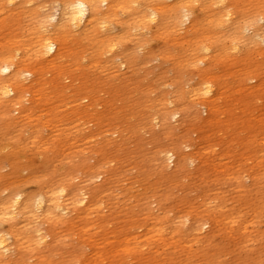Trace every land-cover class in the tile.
Wrapping results in <instances>:
<instances>
[{
  "label": "bare ground",
  "instance_id": "6f19581e",
  "mask_svg": "<svg viewBox=\"0 0 264 264\" xmlns=\"http://www.w3.org/2000/svg\"><path fill=\"white\" fill-rule=\"evenodd\" d=\"M195 1L0 0V15L7 8L29 21L13 28L5 17L0 18L4 34L0 43V167L3 159L10 167L0 173V264H264V171L258 175V167L264 168V163L257 154L258 150L264 153V134L259 138L250 134L252 125L246 119V124L241 120L237 127L231 118L234 131L247 126L245 138L234 139L247 156L242 159L251 155L253 161L256 154L258 163L250 167L248 186L241 183L238 170L229 173V187L236 193L232 200L219 184L159 189L148 183L145 169L127 176L121 166L110 165L115 159L109 148L116 153L118 147L109 138L107 149L98 150L93 163L84 157L71 158L57 169L58 152L40 155L43 175L35 174L34 165L26 167L18 161L15 146L7 148L6 142L13 139L9 126L21 124L29 115L26 92L56 89L68 69L64 62L76 65L88 45L94 57L111 55L112 68L124 62H146L147 57L138 59L133 47L123 43L130 34L142 38L150 22L166 34L185 32L186 59L201 51L196 59L202 62L211 47L215 61L239 58L243 68L235 74L237 85L249 88L245 96L251 98L255 84L248 85V81L257 75L249 73L257 68H249L256 54L264 55V22L257 23V19L264 21V11L257 8L264 0L252 8L244 0H203L201 21L188 8ZM229 3L237 8L236 14L226 10ZM248 12L253 13L248 17ZM118 13L125 19L119 23L122 34L117 36L112 33V23L118 20ZM16 19L11 20L15 23ZM15 29L18 33H13ZM223 30L227 40L216 45L202 42L204 37L210 38L209 33ZM142 40L140 45L146 42ZM117 51L124 53V62L114 61ZM203 64L197 69L198 80L187 90L183 89V70L174 68L177 80L172 100L150 99L149 122L156 121L173 143L163 148L150 141L153 149L146 153V164L167 182L173 178L168 171L171 164L185 169L194 162L191 151L184 150L189 145L172 138L170 118L179 117L182 125L193 123L194 128L203 129L216 111L220 87L213 89L211 67L209 62ZM221 64L229 68V64ZM47 73L52 74L49 79ZM77 94L79 100L90 98L86 92ZM242 104L246 110L250 107L249 102ZM92 105L82 104L83 111L77 113H88ZM200 108L207 111V117H199ZM10 111L16 115L11 117ZM31 134L32 139L41 140L38 127ZM55 144L60 153L62 145ZM26 168L30 175L19 176ZM23 181L33 182L34 189L19 192Z\"/></svg>",
  "mask_w": 264,
  "mask_h": 264
},
{
  "label": "rangeland",
  "instance_id": "374dc122",
  "mask_svg": "<svg viewBox=\"0 0 264 264\" xmlns=\"http://www.w3.org/2000/svg\"><path fill=\"white\" fill-rule=\"evenodd\" d=\"M258 1L244 0V4L252 8L259 5ZM202 3L203 0H197L191 6L188 5L191 15L198 21L205 16ZM225 8L236 14L237 8L234 5L229 3V6ZM257 8L261 12L264 11V5ZM253 12H248L247 16H251ZM2 17H5V23H11L13 28L16 27V23H29L27 16L14 15L7 8L2 10L0 18ZM13 18H17V22H12L15 21L11 20ZM222 18L228 21L225 16ZM124 19L125 15L119 14L118 20L112 23L114 24L113 34L117 36L122 34L119 23ZM263 22L257 19L258 24ZM146 28V32L142 35L146 42L140 45L142 38L130 34L123 43L125 46L128 44L133 47L132 51L138 59L147 57L146 62V59L136 60L134 65H129L124 62V53L119 54L120 51H117L114 55L119 54V56L114 61H123L124 64L112 68L111 55L102 54L94 57L92 50L87 48L88 45L84 47L86 49L84 56L76 65L69 60L64 62V66L69 70L67 69L65 75L59 78L56 89L39 88L37 91L26 92L25 98L29 99V102L24 103L30 106L29 115L21 124L9 126V133L13 139L6 142L7 148L15 146L19 156L18 161L26 167H28L27 164L34 165L35 174L43 175L45 168L41 165L40 155L55 156L58 152L57 169L65 166L71 158L84 157L89 163H93L98 150L107 149L106 145L110 143L109 138L118 147L116 153L109 148L111 153L109 155L115 159L110 165L117 169L121 166L127 176L135 175L140 169H145L148 183L159 189L170 187L175 190V188L219 184L224 187L226 197L232 200L236 193L229 187L231 182L229 173L238 170L241 174V183L243 186H248L251 183L250 167L258 162H256V154L253 156V161L251 155L249 159H242L247 156L242 155L241 145L234 138H245L247 126L240 127L236 132L232 128L231 118L236 120L237 127L240 126L241 120L244 124L249 122L253 129L250 134H254L256 138L264 134V55L256 54L251 62L254 65L249 68L251 70L257 68L255 72L249 73L257 75L255 79L248 81V85L255 84L250 98L245 96L249 88L237 85L235 74L243 68L239 58L228 56V59L215 61L211 57L214 53V48L211 47L204 53L207 56L203 57L202 62L196 59L202 55L201 51L186 59L184 53L188 45L187 40H184L185 32L178 30L179 35L166 34L161 32L158 24L154 22H150ZM225 31L218 34L209 33L210 38L204 37L202 42L205 44L214 42L211 44L215 45L221 43L227 40L226 35H222ZM13 33H18V30L15 29ZM3 36L4 34L0 32V43ZM81 43L87 45L89 42L81 41ZM208 62L211 67V80L214 82L213 89L220 87L221 91L216 101V111L209 126L203 129L194 128L193 123L182 125L179 117L170 118V131L175 135L172 138H180L182 143L189 145L184 150L191 151L194 162L185 165V169L171 164L168 171L173 172V178L167 182L146 164V153L147 151L150 153L153 149L150 141L159 143L163 148L173 143L170 135L167 137L163 134L156 121L149 122L148 115L153 111L150 99L162 96L165 100H172L175 97L173 85L177 78L174 68L183 70L184 83H186L183 89L187 90L198 80L197 69ZM221 62L229 64V68H224ZM80 72H82L81 75ZM51 76L50 73L46 74L47 79ZM259 80L260 83L257 86L256 83ZM82 92L89 94L90 98L77 99V93ZM88 102L93 104L91 108H88L89 112L78 114L77 110L83 111L82 104ZM243 102L250 103L248 110L243 106ZM200 110L199 117H207V111L204 108ZM9 114L13 117L16 112L10 111ZM114 115L118 117L117 121H113ZM34 127L39 128L41 140L45 144L40 139H32L31 131ZM111 130H117V132L112 134ZM57 142L62 145L60 153L55 144ZM257 154L260 161L264 163V153L258 150ZM9 170L8 162L3 159L0 173H6ZM258 170V175L261 176L264 168L258 167ZM30 173V169L26 168L19 172V176H27ZM16 179L17 177L13 178V180ZM20 183L18 189L21 193L34 189L31 181Z\"/></svg>",
  "mask_w": 264,
  "mask_h": 264
}]
</instances>
